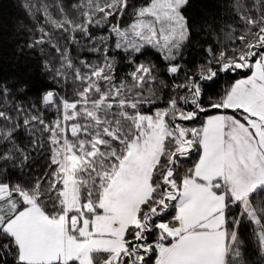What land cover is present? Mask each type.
<instances>
[{"label":"snow or ice","instance_id":"obj_1","mask_svg":"<svg viewBox=\"0 0 264 264\" xmlns=\"http://www.w3.org/2000/svg\"><path fill=\"white\" fill-rule=\"evenodd\" d=\"M19 9L0 264H264V0Z\"/></svg>","mask_w":264,"mask_h":264},{"label":"trees","instance_id":"obj_2","mask_svg":"<svg viewBox=\"0 0 264 264\" xmlns=\"http://www.w3.org/2000/svg\"><path fill=\"white\" fill-rule=\"evenodd\" d=\"M20 0H0V79L23 78L39 86L47 81L39 71L38 61L15 49L14 28L20 17ZM215 0H193L192 14L199 18L211 11ZM255 259V258H254Z\"/></svg>","mask_w":264,"mask_h":264}]
</instances>
